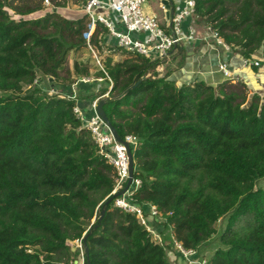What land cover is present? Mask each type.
<instances>
[{
	"label": "trees",
	"instance_id": "16d2710c",
	"mask_svg": "<svg viewBox=\"0 0 264 264\" xmlns=\"http://www.w3.org/2000/svg\"><path fill=\"white\" fill-rule=\"evenodd\" d=\"M14 1L0 0V264H61L54 258L61 255L69 262L67 242L86 234L84 264H171L164 242L134 214L115 200L106 205L115 169L74 113L70 73L61 76L70 53L87 47V16L28 19L41 6ZM194 2L193 20L206 21L243 59L260 50L264 58V0ZM108 34L98 22L90 45ZM112 48L95 78L111 87L104 111L118 135L139 140L132 202L146 217V205L154 206L185 251L197 252L225 220L208 264H264V189H256L264 179V99L248 101L243 83L177 86L156 72L163 61ZM116 49L128 56L114 60ZM74 69L89 76L77 62ZM39 74L60 94L25 92ZM79 85L84 92L97 83Z\"/></svg>",
	"mask_w": 264,
	"mask_h": 264
},
{
	"label": "built area",
	"instance_id": "2783aa9c",
	"mask_svg": "<svg viewBox=\"0 0 264 264\" xmlns=\"http://www.w3.org/2000/svg\"><path fill=\"white\" fill-rule=\"evenodd\" d=\"M44 2L47 5L49 4V0H45ZM146 3L147 0H89L85 5V11L92 21V30H95L98 22L103 24L109 31L106 38L109 37L115 42L116 46L128 52L139 54L151 62L158 60L165 61L170 53L183 42L196 41L198 34L195 26L190 24L186 29L184 27L186 20L193 16L194 0H183L182 9L177 10L174 8L170 17L165 18L167 25H164L153 13H147L143 10V6ZM159 8L163 10L166 16V9L161 1H159ZM98 10L102 12L97 14ZM95 18L97 21L94 20ZM209 34L218 50L221 48L227 53L230 52V47L225 44L217 32L209 29ZM98 64L101 67L99 62ZM245 65L260 66L259 62L255 60H246ZM219 70L226 81L236 77L228 61H220ZM89 81L84 80L83 82L87 83ZM108 96L109 94L105 95V97ZM99 101L98 99L92 103L91 107L94 114L88 119L84 118L83 113L78 107L74 109V113L83 121L84 128L90 132L101 155L114 167L116 177L114 179L113 194H115L125 189L129 179V160L125 146L116 142L112 133L96 113ZM124 140L129 143L132 152H134L139 144V140L133 136H128ZM140 184L139 180L134 179L131 186L133 190L132 194ZM127 192L115 199L114 206L136 215V218L152 234L148 225V219L145 218V207L133 203L132 196L131 198L126 196ZM147 210L146 213L148 214L149 212V216L157 217L159 214L154 206H149ZM180 246L185 257L194 254L193 251H185L181 244ZM75 251L79 253V257L71 264H84L86 252L83 237L75 241Z\"/></svg>",
	"mask_w": 264,
	"mask_h": 264
},
{
	"label": "rangeland",
	"instance_id": "374dc122",
	"mask_svg": "<svg viewBox=\"0 0 264 264\" xmlns=\"http://www.w3.org/2000/svg\"><path fill=\"white\" fill-rule=\"evenodd\" d=\"M44 1L45 0H23V1L15 0L13 5L14 6H27V4H28L32 7H35L37 5L41 6V8H42L41 10H39L38 12L27 17L28 19H33V20L42 18L46 13L51 14L52 12H55V13L59 12V15L61 17L69 19V20H78V19L84 17L85 15L88 18L89 31L85 35V38L87 39V43H86L87 47L80 49V51H72L70 53V55L68 57V61L65 65V69L61 74L62 77L67 78L69 73H70V77L75 82L73 85V90H75L78 95H81L77 91L78 85L79 84H85V82H83L84 80H88V81L90 80L89 82H87V85H90V83H93V78L97 77L96 74L98 73V68H97V66L99 65L98 62L100 60H102V57L105 58V56L107 54H109V53H107V52H110L109 49H114V48H112V46H116V45L114 43V44H109V46H108V45H105L104 41H101L100 46L98 44L90 45V38H91L92 34L95 32V30H92V21H91L89 15L87 14V12L85 11V4L82 2V0H49L48 5ZM159 1H161V0H147V3L143 6V10L147 13H153V12H151V9H153L152 10V11H154L153 14H155L156 17H158L161 14V12H163V10L160 9L158 6ZM58 4L63 5V7L57 6ZM8 12L10 14L14 15L12 10L8 9ZM101 12H102L101 10H98L97 14H100ZM14 19H18V17L15 16ZM191 23H192V25H194L196 27V31L198 34L196 41L191 43L192 46L195 45L196 43L204 44L206 38L209 37V35H210L209 29L211 31L215 30L206 21L199 20L198 18L197 19L194 18V20L192 19ZM211 41H213V40H211ZM213 45L215 47H217L215 45L214 41H213ZM218 51H219L221 59H222L221 61H227L222 57V55L224 53H226L224 51V49L219 48ZM239 52H240L239 48H231L230 47V52L228 53L229 59L231 60V59L238 58L240 56ZM114 54H116V57H113L114 60H116L117 57L120 58V60H121V59L125 58L126 56H128L127 52L119 50V49H116ZM111 55H113V54H111ZM253 57H255V58H253L252 61L257 60L260 64V66H258V67L254 66V65H252V66L247 65L249 68L251 67V69H253V68L260 69V71L258 70V72L253 71L254 78H248L246 76H239L238 75V77L236 76L233 79L228 80V82H225V83H228V88L231 87V85H238L241 83L245 84L247 87L248 101H250L251 97L254 94H258V92H260V94L264 95V58H263L262 51L260 50ZM241 58L242 57L240 56V60H241L240 63L242 65V67H244L246 60L243 58L241 59ZM76 62L79 63L80 66H83V68H86L88 70L89 76L80 77V78L76 77L75 69H74ZM182 62H183V58L181 57L179 59V62L174 63L175 69L177 66H180V64ZM228 62L230 63V61H228ZM99 63H100V65H102L101 62H99ZM238 63H239V61L237 60V64ZM160 68H161V66H159L156 69V72L160 74V77H164L165 75H168L170 73V71H173L172 68H171L172 70H163V71H161ZM262 68H263V71H262ZM259 75H260V78H259ZM75 79H77V81ZM176 85L180 86L178 84H176ZM56 89L61 90L58 87L55 88L54 86L50 85L48 79L42 77L39 74L36 81L34 82V84L32 86L25 87L24 91L25 92L34 91V94H36V95H42L43 93H46L49 97H52L54 95L60 94V93L56 94L57 93ZM82 98H83V96H82ZM262 99H264V98H262ZM125 188H126V186H125ZM256 189H264V179H261L257 182ZM132 195L133 194L131 193L130 196H132ZM149 206H152V205H147V207H149ZM148 214H149V212H148ZM145 218H147L146 215H145ZM137 220L140 222V224L144 228H146L145 225H143L142 222L138 218H137ZM94 222H95V219L92 220L91 224H93ZM148 222H149V224H148L149 228L152 231V234L150 233L152 239L155 242H157L158 244H162L164 242L165 250L168 252L167 258H168V261L171 262V264H208L209 259L212 258L214 252L220 246L219 237H220V234L222 233V231L225 227V220L219 221L216 224L217 234L214 235L212 237V239L205 242L201 247H199L198 251L194 252V254L192 256L185 257L184 253L180 249V247H181L180 244L175 240V236H174L172 227L171 226L168 227L166 225V220H165V218H163L161 213H159L157 217L151 216L149 218ZM146 230H147V228H146ZM67 245L69 246L70 249L73 248L75 250V241H68ZM72 255L73 256H71L72 258L69 262L67 261V259L63 255L55 256L54 258H55V260L62 261L61 264H71L73 262V260H75L79 257V253L77 251H75V252H73ZM62 257H64V258H62Z\"/></svg>",
	"mask_w": 264,
	"mask_h": 264
},
{
	"label": "crops",
	"instance_id": "0c3cea01",
	"mask_svg": "<svg viewBox=\"0 0 264 264\" xmlns=\"http://www.w3.org/2000/svg\"><path fill=\"white\" fill-rule=\"evenodd\" d=\"M173 4H174L175 9L177 10L182 9L183 0H173ZM152 10L153 9H151V12L154 13V11ZM158 17L160 18L162 23L165 25L166 24L165 18L167 16H165L164 13L161 12V14ZM189 19H190V22H188L189 23L188 25L192 24L191 23L192 18H189ZM186 25L187 24L185 22L184 24L185 28H186ZM211 40H212L211 37H207L204 44L196 43L193 46L191 44L193 42H187V41L183 42L180 48L176 47L170 53L169 58H167L164 61V63L161 65V68H160L161 71L173 69V71H170L169 73L168 80L178 85H182L184 83L204 82L215 88L220 86L222 83L226 81L224 80V77L219 70V64L222 59L218 51V48L213 45V41ZM103 41L105 42V44L109 45V43L107 42V38H104ZM109 42L111 44L115 43L110 38H109ZM181 57L183 58V66L180 69H177V68L175 69L174 63L179 62V59ZM222 57L225 60L230 61V67L237 77L239 75V76H246L248 78H254L253 69H251V67L249 68L248 67L249 65L248 66L245 65L244 67H242L240 63L241 61L240 56L238 58L230 60L228 53L226 52L222 55ZM116 60H120V58L117 57ZM237 60L239 61L240 64L239 63L237 64ZM262 71H263V68H262ZM259 78H260V75H259ZM93 82L97 83V85L94 87L91 86L88 89H84V92L80 90L81 89L79 88L80 85H78L77 91L81 95H78L77 92L73 90V87L71 91L69 92L70 94L69 96L72 97V99L78 103V108L82 111V113H86L90 117L94 113L91 107L92 103L98 99L100 101L104 100L105 95L108 94L109 91L111 90V87L107 86L105 82H102V79L100 80V78H93ZM103 90H107L104 96H102ZM258 94L262 98H264V95L260 94V92H258ZM81 105H84V108H85L84 110H82ZM128 191H129L127 192L128 195L126 193V196L131 198L130 194L133 191L132 188L130 187ZM150 217L151 216H147L148 221ZM71 252H75V250L71 248Z\"/></svg>",
	"mask_w": 264,
	"mask_h": 264
},
{
	"label": "water",
	"instance_id": "95a60500",
	"mask_svg": "<svg viewBox=\"0 0 264 264\" xmlns=\"http://www.w3.org/2000/svg\"><path fill=\"white\" fill-rule=\"evenodd\" d=\"M161 2H162V4L164 5V7L166 9V16L169 18L170 15L172 14V12L174 11L173 1L172 0H161ZM94 20L97 21L96 18ZM105 103L106 102L104 100H101L98 103L97 108H96V113L98 114L100 119L103 121L105 126L112 133V135L115 138L116 142H118L120 144H123L125 146L126 152H127V156H128V160H129V179H128L127 184H126V188L122 192L113 194V196L110 199L107 200L106 205L109 206L110 204L113 203V201L115 199L121 197L132 186L134 178H135L136 166H135V160H134V153L132 152L129 143L126 142L125 140H123L118 135L116 129L113 127V125L111 124L108 116L106 115V112L104 111ZM105 213H106V210L103 209L102 212L100 213L99 221H101L103 219ZM88 236H89V234H86L83 237L84 245L86 246L85 247L86 254L88 253V248H87V244H86Z\"/></svg>",
	"mask_w": 264,
	"mask_h": 264
},
{
	"label": "clouds",
	"instance_id": "9594fccd",
	"mask_svg": "<svg viewBox=\"0 0 264 264\" xmlns=\"http://www.w3.org/2000/svg\"><path fill=\"white\" fill-rule=\"evenodd\" d=\"M173 1V0H172Z\"/></svg>",
	"mask_w": 264,
	"mask_h": 264
}]
</instances>
